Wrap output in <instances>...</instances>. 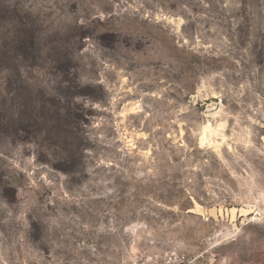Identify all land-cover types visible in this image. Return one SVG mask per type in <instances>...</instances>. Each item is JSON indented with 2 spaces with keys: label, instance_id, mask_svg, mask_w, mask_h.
Wrapping results in <instances>:
<instances>
[{
  "label": "rangeland",
  "instance_id": "obj_1",
  "mask_svg": "<svg viewBox=\"0 0 264 264\" xmlns=\"http://www.w3.org/2000/svg\"><path fill=\"white\" fill-rule=\"evenodd\" d=\"M264 264V0H0V264Z\"/></svg>",
  "mask_w": 264,
  "mask_h": 264
},
{
  "label": "built area",
  "instance_id": "obj_2",
  "mask_svg": "<svg viewBox=\"0 0 264 264\" xmlns=\"http://www.w3.org/2000/svg\"><path fill=\"white\" fill-rule=\"evenodd\" d=\"M170 263H171V264H176V261H171ZM191 264H193V263H191Z\"/></svg>",
  "mask_w": 264,
  "mask_h": 264
}]
</instances>
